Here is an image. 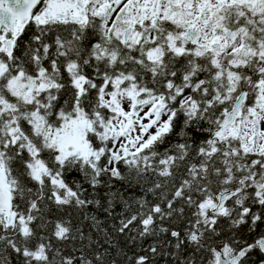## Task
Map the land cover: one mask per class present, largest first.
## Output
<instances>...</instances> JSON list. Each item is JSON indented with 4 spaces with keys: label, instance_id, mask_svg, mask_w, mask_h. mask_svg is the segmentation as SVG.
I'll use <instances>...</instances> for the list:
<instances>
[{
    "label": "snow or ice",
    "instance_id": "1",
    "mask_svg": "<svg viewBox=\"0 0 264 264\" xmlns=\"http://www.w3.org/2000/svg\"><path fill=\"white\" fill-rule=\"evenodd\" d=\"M0 264H264V0H0Z\"/></svg>",
    "mask_w": 264,
    "mask_h": 264
}]
</instances>
